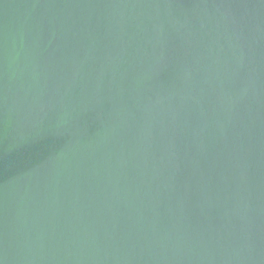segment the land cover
Segmentation results:
<instances>
[{
	"label": "water",
	"instance_id": "water-1",
	"mask_svg": "<svg viewBox=\"0 0 264 264\" xmlns=\"http://www.w3.org/2000/svg\"><path fill=\"white\" fill-rule=\"evenodd\" d=\"M0 264H264V0H0Z\"/></svg>",
	"mask_w": 264,
	"mask_h": 264
}]
</instances>
